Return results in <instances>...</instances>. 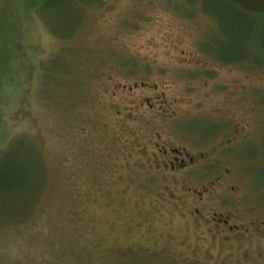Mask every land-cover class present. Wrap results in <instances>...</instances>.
Listing matches in <instances>:
<instances>
[{"label":"rangeland","instance_id":"1","mask_svg":"<svg viewBox=\"0 0 264 264\" xmlns=\"http://www.w3.org/2000/svg\"><path fill=\"white\" fill-rule=\"evenodd\" d=\"M40 1L0 0V165L22 171L0 185V264H264V241H219L155 166V144L201 150L230 172L213 202L233 186L264 214V159L229 142L264 131V13L75 0L59 26Z\"/></svg>","mask_w":264,"mask_h":264},{"label":"flooded vegetation","instance_id":"2","mask_svg":"<svg viewBox=\"0 0 264 264\" xmlns=\"http://www.w3.org/2000/svg\"><path fill=\"white\" fill-rule=\"evenodd\" d=\"M131 88L129 87V89ZM231 131H233L232 138L228 141L231 145L237 143V140L238 143H241L242 156L246 157L244 150L247 145H251L264 159V131L257 134L258 142L256 143L253 142V139L248 138V135L242 134L238 127L232 128ZM155 146L161 147L158 149L161 160L159 163L156 161L155 166L163 170L167 168V170L174 173H183L182 178L179 179L184 183L181 187L190 185L185 188L186 192L190 194L188 211L196 225L206 226L208 229L206 231H209L210 227L213 232L215 231L214 233L218 234L219 241L226 245H241L248 242V239H251L250 243L264 241V214L260 218H254L250 216L251 211L245 212L246 210L240 208L238 210L237 207L241 204V201L236 197L233 186L228 188L227 194H220L215 200L216 202H213V198L210 197L214 188L218 184L220 187L222 181L230 176L228 170L215 169V173H218L212 175V169L214 166H218V162L211 160L201 150L189 154L186 149H178L172 147L173 145L158 146V144H155ZM219 151H221V148ZM167 193L172 197L169 191Z\"/></svg>","mask_w":264,"mask_h":264},{"label":"trees","instance_id":"3","mask_svg":"<svg viewBox=\"0 0 264 264\" xmlns=\"http://www.w3.org/2000/svg\"><path fill=\"white\" fill-rule=\"evenodd\" d=\"M222 2H228V1L222 0ZM75 7H77V2L75 0H41L39 4V11L42 13V15H46L48 18L57 21L58 25L61 26L60 22L63 19V15L60 14L59 11L65 10V13H67V16H69L73 14V10ZM19 140L20 139H18L17 141ZM7 173L3 172L2 165H0L1 187H3L4 185H6V187L10 186V184L13 183L9 178L19 179L22 176V171L20 169H17L15 171L12 169H8ZM6 176H8L9 178L8 177L6 178Z\"/></svg>","mask_w":264,"mask_h":264},{"label":"water","instance_id":"4","mask_svg":"<svg viewBox=\"0 0 264 264\" xmlns=\"http://www.w3.org/2000/svg\"><path fill=\"white\" fill-rule=\"evenodd\" d=\"M250 13H264V0H226Z\"/></svg>","mask_w":264,"mask_h":264}]
</instances>
